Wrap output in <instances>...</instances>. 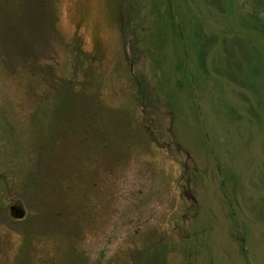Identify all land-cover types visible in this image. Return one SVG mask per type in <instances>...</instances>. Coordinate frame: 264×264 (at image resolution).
I'll return each instance as SVG.
<instances>
[{"label": "rangeland", "instance_id": "374dc122", "mask_svg": "<svg viewBox=\"0 0 264 264\" xmlns=\"http://www.w3.org/2000/svg\"><path fill=\"white\" fill-rule=\"evenodd\" d=\"M0 264H264V0H0Z\"/></svg>", "mask_w": 264, "mask_h": 264}, {"label": "trees", "instance_id": "16d2710c", "mask_svg": "<svg viewBox=\"0 0 264 264\" xmlns=\"http://www.w3.org/2000/svg\"><path fill=\"white\" fill-rule=\"evenodd\" d=\"M222 7V6H221ZM248 16V18L249 19H251V17H250V14H248L247 15ZM252 23H258L259 22V20L254 16V18L252 17ZM217 58H219V57H217ZM220 62H221V59L219 60ZM229 64H230V66H232V63H231V61L229 62ZM214 65H217L216 63L214 64ZM214 70H215V72H228V68H227V66H226V64H224V66L223 67H217V68H214ZM232 71H233V68L231 69ZM240 74V73H239ZM238 76H240L242 79H239L238 78ZM237 76V80H238V82L241 84V85H239L240 87H242L243 89H245V86H246V84H247V79H246V77L243 75V74H240V75H238ZM250 76H251V73H250ZM255 82H256V77H255V75H253V83L255 84ZM236 85L238 86V83H236ZM74 92H76L75 91V89H74ZM76 94H77V96H78V99L80 100V101H83V100H85L86 98L78 91V92H76ZM84 105H85V108H84V110L83 111H81V106L80 105H76L73 109H74V111H73V114H74V116H76V117H82V116H84V117H88V115H90V110L88 109V107L89 106H91V104H85L84 103ZM100 109H105V111H108V114L109 113H111V110L110 109H108V108H105L103 105H100ZM100 109L98 110V113L100 114ZM101 115V114H100ZM101 122V121H100ZM99 122V123H100ZM69 131V130H68ZM67 131V132H68ZM117 131V134L119 133V130H116ZM102 132V131H101ZM105 134H107V133H105ZM110 136V135H109ZM108 136V137H109ZM104 138H105V136H104ZM79 140H81V142L83 143V142H85L86 140L83 138V140L81 139V137H79L78 138ZM113 139V138H112ZM117 139V138H116ZM105 140V139H104ZM109 140V139H108ZM128 140V139H127ZM99 142L101 143V147L103 146V145H105L106 147H107V144L106 143H104L103 144V139L101 138V139H99ZM99 142L97 143V144H99ZM114 142V139H113V141H112V143ZM57 144H59V142L57 143ZM126 144V143H125ZM130 144V143H129ZM89 145L91 146V147H93V148H97V146L95 147L94 146V142H90V139H89ZM127 145V144H126ZM128 146V145H127ZM101 149V148H100ZM94 151H96V152H98L97 151V149H93ZM77 155H79V154H77ZM83 157H84V159H86L85 160V168H86V173H88L87 171H88V169H89V162H92V161H94V159H91V157H90V155H88V154H86L85 153V155H84V153L82 152V160H81V163L83 162ZM94 163H95V161H94ZM81 174H82V171H80V173H79V178L81 179H83V181H86V174H85V176L84 177H82L81 176ZM106 175L108 176V175H110L109 173H106Z\"/></svg>", "mask_w": 264, "mask_h": 264}]
</instances>
